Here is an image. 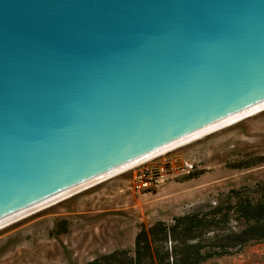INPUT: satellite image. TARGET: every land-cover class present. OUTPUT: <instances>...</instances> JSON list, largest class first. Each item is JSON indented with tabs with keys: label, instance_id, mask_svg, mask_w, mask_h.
<instances>
[{
	"label": "water",
	"instance_id": "1",
	"mask_svg": "<svg viewBox=\"0 0 264 264\" xmlns=\"http://www.w3.org/2000/svg\"><path fill=\"white\" fill-rule=\"evenodd\" d=\"M264 101V0H0V221Z\"/></svg>",
	"mask_w": 264,
	"mask_h": 264
},
{
	"label": "rangeland",
	"instance_id": "2",
	"mask_svg": "<svg viewBox=\"0 0 264 264\" xmlns=\"http://www.w3.org/2000/svg\"><path fill=\"white\" fill-rule=\"evenodd\" d=\"M142 171L158 182L137 191L134 175ZM260 183L264 111L0 229V264H86L96 255L132 247L141 224L214 207L231 189L247 188L256 199L259 193L252 189ZM200 264H264V242H248Z\"/></svg>",
	"mask_w": 264,
	"mask_h": 264
},
{
	"label": "trees",
	"instance_id": "3",
	"mask_svg": "<svg viewBox=\"0 0 264 264\" xmlns=\"http://www.w3.org/2000/svg\"><path fill=\"white\" fill-rule=\"evenodd\" d=\"M252 190L258 198L247 188L231 189L214 207L141 224L132 247L96 255L86 264H200L248 242H264V183Z\"/></svg>",
	"mask_w": 264,
	"mask_h": 264
},
{
	"label": "bare ground",
	"instance_id": "4",
	"mask_svg": "<svg viewBox=\"0 0 264 264\" xmlns=\"http://www.w3.org/2000/svg\"><path fill=\"white\" fill-rule=\"evenodd\" d=\"M261 111H264V101H261L255 105H252L246 109H243L235 114H232L226 118H223L215 123H212L204 128H201L193 133H190L182 138H179L171 143H168L158 149H155L145 155H142L132 161H129L117 168H114L104 174H101L91 180H88L78 186H75L63 193H60L50 199H47L37 205H34L24 211H21L5 220L0 221V229H3L7 227L8 225L13 224L16 221H19L33 213H36L38 211H41L42 209H45L51 205H54L64 199H67L77 193H80L84 191L85 189H88L92 186H95L105 180H108L112 177H115L117 175H120L130 169H133L135 167H138L139 165H142L143 163H146L148 161H151L152 159H155L157 157H160L162 155H165L168 152H171L177 148H180L182 146H185L187 144H190L193 141H196L198 139L203 138L206 135H209L211 133H214L220 129H224L230 125H233L245 118L251 117Z\"/></svg>",
	"mask_w": 264,
	"mask_h": 264
},
{
	"label": "built area",
	"instance_id": "5",
	"mask_svg": "<svg viewBox=\"0 0 264 264\" xmlns=\"http://www.w3.org/2000/svg\"><path fill=\"white\" fill-rule=\"evenodd\" d=\"M185 166L188 167V170L192 168V165L185 162L184 163ZM163 167L161 166L159 168V171H162ZM152 174V172H150ZM157 173V172H155ZM161 176V174H160ZM134 185L133 187L139 191V190H149L153 185H155L158 182V179L154 178V176H150L148 174H146L145 172H140L138 174L134 175Z\"/></svg>",
	"mask_w": 264,
	"mask_h": 264
}]
</instances>
